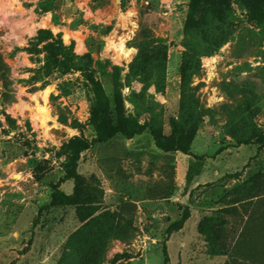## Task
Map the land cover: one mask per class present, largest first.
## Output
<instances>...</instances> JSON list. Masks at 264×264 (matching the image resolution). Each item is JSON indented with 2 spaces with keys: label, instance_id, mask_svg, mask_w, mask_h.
<instances>
[{
  "label": "rangeland",
  "instance_id": "rangeland-1",
  "mask_svg": "<svg viewBox=\"0 0 264 264\" xmlns=\"http://www.w3.org/2000/svg\"><path fill=\"white\" fill-rule=\"evenodd\" d=\"M191 3L0 0V264H164V245L170 264H264V19L228 0L187 30ZM41 30L86 72L44 83L26 50ZM115 80L141 132L95 143L117 122ZM84 143L61 186L77 204L51 209Z\"/></svg>",
  "mask_w": 264,
  "mask_h": 264
},
{
  "label": "trees",
  "instance_id": "trees-1",
  "mask_svg": "<svg viewBox=\"0 0 264 264\" xmlns=\"http://www.w3.org/2000/svg\"><path fill=\"white\" fill-rule=\"evenodd\" d=\"M228 0H192L190 7V15L187 20L186 29L188 30L191 25H193L192 15L195 11L200 10L203 5V8L208 6H212L213 9H220L224 4H226ZM238 4H240L249 14L252 20L261 21L264 19V0H237ZM27 52L31 55L40 56L44 55V65L39 70L41 73V77L44 83H48L49 78L54 74H73L78 71H85L82 67V61L86 60V57H79L74 52L73 44L70 46H65L61 37L59 35L55 36L49 30H41L37 37H35L26 48ZM7 70L6 65L2 62L0 64V81L3 82L4 88L6 89V78H7ZM114 87V102L117 111V122L115 125L107 128L105 132H100V136L95 140V143L107 142L112 139L117 134H123L129 138L134 137L135 135L141 132L138 124L132 118V116L124 115L123 104H122V93L120 89L119 82L117 80L113 83ZM94 93H95V106L91 111V120L94 123H99L102 115H105V109L107 106L104 102V91L101 86L97 83L94 85ZM5 95V93H1L0 95ZM8 125L11 126L13 124V120L11 118L7 119ZM1 128V124H0ZM7 132V131H6ZM8 133V132H7ZM194 140V133L186 136L184 139L179 138L177 140V149L183 153H189L192 141ZM263 141V140H262ZM259 140L258 143L262 142ZM83 144L80 147L78 152V156L74 159L72 164H70V168L67 169L66 176L59 180V182L54 186V194L51 200L50 208L63 207L69 205H76L78 199V192L75 189L71 195H67L63 190H61V186L63 183L67 181H73L75 184L79 181L78 174V162L80 160L81 153L90 150L93 144ZM159 147L161 144L158 142ZM264 144V141L262 142ZM188 217H185L184 221H186ZM164 264H170V256L168 253L167 246L164 245ZM85 256L88 257V251H85ZM89 262V261H87Z\"/></svg>",
  "mask_w": 264,
  "mask_h": 264
},
{
  "label": "bare ground",
  "instance_id": "bare-ground-1",
  "mask_svg": "<svg viewBox=\"0 0 264 264\" xmlns=\"http://www.w3.org/2000/svg\"><path fill=\"white\" fill-rule=\"evenodd\" d=\"M121 44H123V43H121ZM121 47H122L123 52L128 53V51H126L124 45H121ZM48 92H49L48 90L45 92V101H46V99H47V96H46V95L48 94ZM40 112L43 113L44 115L48 116V110H47L46 107L43 106V107L40 109Z\"/></svg>",
  "mask_w": 264,
  "mask_h": 264
},
{
  "label": "water",
  "instance_id": "water-1",
  "mask_svg": "<svg viewBox=\"0 0 264 264\" xmlns=\"http://www.w3.org/2000/svg\"><path fill=\"white\" fill-rule=\"evenodd\" d=\"M17 178H19V176H17Z\"/></svg>",
  "mask_w": 264,
  "mask_h": 264
}]
</instances>
